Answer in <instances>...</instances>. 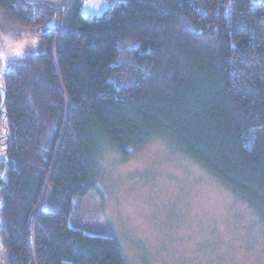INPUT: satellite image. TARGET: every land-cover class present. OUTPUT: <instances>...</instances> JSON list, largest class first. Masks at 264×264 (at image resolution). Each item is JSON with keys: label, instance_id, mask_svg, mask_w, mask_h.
Masks as SVG:
<instances>
[{"label": "trees", "instance_id": "obj_1", "mask_svg": "<svg viewBox=\"0 0 264 264\" xmlns=\"http://www.w3.org/2000/svg\"><path fill=\"white\" fill-rule=\"evenodd\" d=\"M69 1L0 0V31L41 45L0 84L5 264H126L73 221L100 136L171 140L264 215V0H127L100 19Z\"/></svg>", "mask_w": 264, "mask_h": 264}, {"label": "rangeland", "instance_id": "obj_2", "mask_svg": "<svg viewBox=\"0 0 264 264\" xmlns=\"http://www.w3.org/2000/svg\"><path fill=\"white\" fill-rule=\"evenodd\" d=\"M130 47L119 60L125 68ZM40 50L39 42L28 52ZM91 161L95 189L75 201L74 224L114 238L126 264H264V215L171 140L122 151L100 136Z\"/></svg>", "mask_w": 264, "mask_h": 264}, {"label": "clouds", "instance_id": "obj_3", "mask_svg": "<svg viewBox=\"0 0 264 264\" xmlns=\"http://www.w3.org/2000/svg\"><path fill=\"white\" fill-rule=\"evenodd\" d=\"M39 35L23 32L19 36L12 31H0V74L7 72L12 60H24L29 49L35 50L39 46ZM63 264H71L64 260Z\"/></svg>", "mask_w": 264, "mask_h": 264}, {"label": "water", "instance_id": "obj_4", "mask_svg": "<svg viewBox=\"0 0 264 264\" xmlns=\"http://www.w3.org/2000/svg\"><path fill=\"white\" fill-rule=\"evenodd\" d=\"M111 3L109 0H85L81 9L84 18H102L110 12Z\"/></svg>", "mask_w": 264, "mask_h": 264}, {"label": "built area", "instance_id": "obj_5", "mask_svg": "<svg viewBox=\"0 0 264 264\" xmlns=\"http://www.w3.org/2000/svg\"><path fill=\"white\" fill-rule=\"evenodd\" d=\"M75 1V0H74ZM85 1V0H84Z\"/></svg>", "mask_w": 264, "mask_h": 264}]
</instances>
